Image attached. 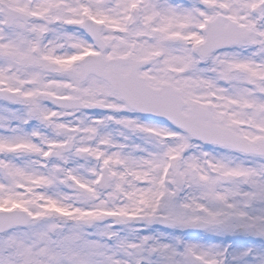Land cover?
Masks as SVG:
<instances>
[{
	"label": "snow or ice",
	"instance_id": "6c2138e0",
	"mask_svg": "<svg viewBox=\"0 0 264 264\" xmlns=\"http://www.w3.org/2000/svg\"><path fill=\"white\" fill-rule=\"evenodd\" d=\"M0 264H264V0H0Z\"/></svg>",
	"mask_w": 264,
	"mask_h": 264
}]
</instances>
